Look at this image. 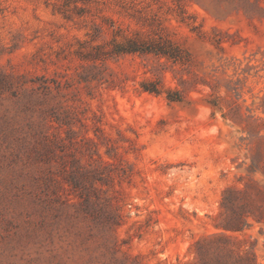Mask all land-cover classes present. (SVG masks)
<instances>
[{
  "label": "rangeland",
  "instance_id": "obj_1",
  "mask_svg": "<svg viewBox=\"0 0 264 264\" xmlns=\"http://www.w3.org/2000/svg\"><path fill=\"white\" fill-rule=\"evenodd\" d=\"M261 135L264 0H0V264H195Z\"/></svg>",
  "mask_w": 264,
  "mask_h": 264
},
{
  "label": "trees",
  "instance_id": "obj_2",
  "mask_svg": "<svg viewBox=\"0 0 264 264\" xmlns=\"http://www.w3.org/2000/svg\"><path fill=\"white\" fill-rule=\"evenodd\" d=\"M118 51H157L169 57H176L178 47L169 43L158 47L140 46L130 39L128 46L117 44ZM145 90L159 92L156 87H145ZM172 100L179 99L170 95ZM260 132V131H259ZM264 138V136H260ZM261 153V150L259 151ZM250 174L263 172L253 160L249 166ZM256 225L264 233V184L251 177L242 187H228L222 199L221 221L216 224L219 229L198 238L194 242L195 264H264L258 252V237L248 233ZM264 251V242H263Z\"/></svg>",
  "mask_w": 264,
  "mask_h": 264
}]
</instances>
